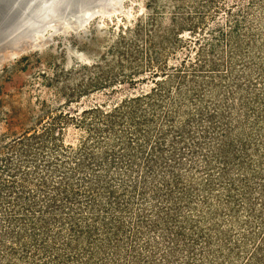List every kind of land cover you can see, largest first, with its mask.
<instances>
[{"label":"trees","instance_id":"trees-1","mask_svg":"<svg viewBox=\"0 0 264 264\" xmlns=\"http://www.w3.org/2000/svg\"><path fill=\"white\" fill-rule=\"evenodd\" d=\"M251 1L201 0L211 24L202 10L148 32L137 19L110 46L109 84L129 93L0 138V264H264V23Z\"/></svg>","mask_w":264,"mask_h":264},{"label":"rangeland","instance_id":"rangeland-1","mask_svg":"<svg viewBox=\"0 0 264 264\" xmlns=\"http://www.w3.org/2000/svg\"><path fill=\"white\" fill-rule=\"evenodd\" d=\"M239 1L245 7L253 2L218 0L227 6ZM260 5L264 7V0L250 8L254 15L251 22L257 28H261V19L264 23ZM98 10L99 14L78 33L74 26L81 21L83 12L56 18L45 31L50 42L43 49H33L0 66V138L11 139L55 120L79 118L84 110L112 105L129 93L132 89L127 84L118 85L115 90L109 84L115 62L110 46L118 33L137 19L149 18L148 32L169 25L177 13L186 16L202 10L208 13L210 24L217 14L215 8L209 9L201 0H106ZM97 25H101V30H97ZM13 44L12 38L0 42V55L8 53ZM95 44L102 53L97 60L89 61L85 55L95 49ZM98 61V66H93ZM66 135L71 141L79 132L70 126Z\"/></svg>","mask_w":264,"mask_h":264},{"label":"bare ground","instance_id":"bare-ground-1","mask_svg":"<svg viewBox=\"0 0 264 264\" xmlns=\"http://www.w3.org/2000/svg\"><path fill=\"white\" fill-rule=\"evenodd\" d=\"M30 1L32 0H23L22 7H20L19 10L11 16L8 12V7L12 1L0 0V22H2L0 23V42L9 38H12L14 42L13 47L11 48V50H9L8 53H6L5 55H0V66L5 61L15 59L18 56L33 49H43L50 42L49 39H47L49 36L45 38V31L49 27L53 26L52 22L55 21L56 17L59 14L55 15L54 13H52L54 14H51L52 19L44 18L42 19V21H38L34 24H31V22L27 23L26 18L28 17L24 15V10L27 9V4ZM104 2H106V0H72V3H78V5L80 4V6L81 4H83V6H81L80 8H77V5L73 7L77 10L71 14L83 12V14L79 16H82V18L78 17L81 21L78 22L76 26H74V30L76 32L78 30H81V28H83L97 14H99L100 11L98 10V7H101ZM54 34L55 33H53L51 37ZM81 56H84V54H81Z\"/></svg>","mask_w":264,"mask_h":264},{"label":"water","instance_id":"water-1","mask_svg":"<svg viewBox=\"0 0 264 264\" xmlns=\"http://www.w3.org/2000/svg\"><path fill=\"white\" fill-rule=\"evenodd\" d=\"M10 1L12 2L8 7L9 8L8 12L12 16L19 10L20 7H22L23 0H10ZM76 5L78 6L77 8L83 6V4H81L80 6V4L78 5V3H72V0H32L27 4V9L24 10V15L28 17L26 18L27 23L31 22V24L37 23L38 21H42V19L44 18L52 19V15L54 14L55 15L59 14L56 18L62 17L60 19H63L68 17L69 14L77 10L76 8H73ZM96 27L98 31L101 30V25H97ZM80 31L81 30H78L77 33ZM101 53H102V49L98 44H95V49L91 51L88 55H85V57L89 61H95L99 58ZM68 61L69 64H71L72 60L70 57L68 58Z\"/></svg>","mask_w":264,"mask_h":264}]
</instances>
